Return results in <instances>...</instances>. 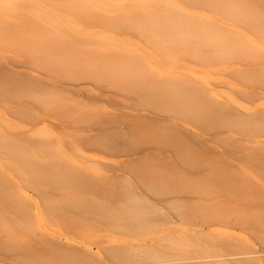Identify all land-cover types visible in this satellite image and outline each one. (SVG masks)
Segmentation results:
<instances>
[{
  "label": "rangeland",
  "instance_id": "1",
  "mask_svg": "<svg viewBox=\"0 0 264 264\" xmlns=\"http://www.w3.org/2000/svg\"><path fill=\"white\" fill-rule=\"evenodd\" d=\"M246 1L258 29L237 19L235 33L168 49L135 29L160 22L164 2L0 0V264L107 262L69 256L100 247L136 264L226 252L264 263V0ZM173 2L191 20L230 22L223 0H168L170 13ZM23 79L47 84L28 96ZM226 199L240 208L224 212ZM214 218L227 227L184 234Z\"/></svg>",
  "mask_w": 264,
  "mask_h": 264
},
{
  "label": "bare ground",
  "instance_id": "2",
  "mask_svg": "<svg viewBox=\"0 0 264 264\" xmlns=\"http://www.w3.org/2000/svg\"><path fill=\"white\" fill-rule=\"evenodd\" d=\"M108 1H112V0H108ZM136 1H139V2H144V1H149V0H136ZM150 1H160V2H164L165 3V6L166 7H164L163 9H159L160 11H161V14H160V16L162 17L161 19H160V22H154L153 20V22H150V23H147V25L145 26V25H135L134 24V22H133V24L135 25V29L136 30H138V31H140V32H144V33H150V35H152L153 36V38L156 40V41H160V42H162L163 43V45H164V47L165 48H168V49H175V48H181V47H184V46H186V45H189V44H192V45H195V44H202L203 42H207V41H205L202 37H200V36H202V35H204V34H216V33H235V31H236V26L235 25H233V24H227V23H232V22H234L235 20H240V24H241V26L242 27H254L255 29H258L261 25H255L254 24V22H251V19L252 18H254L257 14L256 13H258L257 11H256V9L255 8H253V7H251V3L252 2H247L246 0H244L243 2H237V3H235L233 0H223V6H225L226 5V3H227V8L231 11V13H226V14H224V16H223V19H225V20H227V21H230V22H225L226 24H224V23H222V22H220L219 24H216V23H214V25L213 24H206L205 22H203V21H201V19H199V18H196V19H194V20H191L190 19V16L189 15H183L185 12L181 9V8H179L178 6V3L177 2H173L172 3V5H174L175 6V9H174V11L172 12V13H170V11L171 10H169V8H168V0H150ZM249 1V0H248ZM219 2V1H218ZM254 2V1H253ZM159 5V4H158ZM199 5H200V3H199ZM226 7V6H225ZM148 8H150V7H148ZM214 8V7H213ZM150 10H152V8L150 9ZM135 11V10H134ZM84 12V11H83ZM93 13H94V11H93ZM92 13V14H93ZM145 13H147V12H145ZM84 14V13H83ZM91 13H87L86 15H85V17L87 16V15H90ZM96 14V13H95ZM98 14V13H97ZM142 14V13H141ZM140 13L138 14V15H141ZM174 14V15H173ZM77 15V14H76ZM146 15H148V14H146ZM259 15V14H258ZM91 16H93V15H91ZM90 16V17H91ZM123 16V15H122ZM132 16V15H131ZM144 16V15H143ZM101 17H103V16H100L99 18V21L102 19ZM104 18H106L105 16H104ZM127 18H128V16H127ZM204 18V17H203ZM85 19V18H84ZM97 19V18H96ZM113 19V18H112ZM125 19V18H124ZM132 19V18H131ZM87 20V19H86ZM94 20H95V18H94ZM104 20V19H103ZM108 19L106 18V22H107V24L108 25H110L111 23H112V21L113 20H111V19H109L110 21H111V23L109 24V20L107 21ZM117 20H119L118 18H117ZM116 20V24H117V21ZM121 20V19H120ZM149 20H151V18L149 19ZM225 20H221V21H225ZM96 21V20H95ZM95 21H94V23H95ZM99 21H96L97 23L99 22ZM131 21V20H130ZM141 21H142V18H141ZM141 21H139V23H141ZM146 21H147V19H146ZM92 22H93V19H92ZM127 23H128V21H126ZM99 23H101V22H99ZM98 23V24H99ZM104 23H105V21H104ZM119 23V22H118ZM145 23V22H144ZM143 23V24H144ZM106 23H105V25H107ZM129 24V23H128ZM133 24H132V26H133ZM235 24V23H234ZM113 25V24H112ZM119 25V24H118ZM209 25H211V26H209ZM111 26V25H110ZM131 26V25H130ZM263 26V25H262ZM127 27V26H126ZM134 27V26H133ZM132 27V28H133ZM130 30H131V28H130ZM130 30H127V31H130ZM134 30V29H133ZM138 31H136V32H138ZM193 36H197V38H193ZM212 42H213V44L218 48V49H225V48H227V46H235L236 44H237V42H236V39L235 38H230V39H227V40H224V41H221L219 38H212V39H210ZM2 41V40H1ZM60 41V40H59ZM5 43V42H4ZM47 45V44H46ZM227 50V49H226ZM71 51V50H70ZM174 51V50H173ZM176 51V50H175ZM236 51V50H235ZM77 52V51H76ZM89 52H91V51H89ZM106 53V52H105ZM112 53V52H111ZM85 54V53H84ZM116 54V53H115ZM83 55V54H82ZM105 55V54H104ZM99 56V55H98ZM113 56V55H112ZM138 56V55H137ZM65 57V56H64ZM104 57V56H103ZM220 57V56H219ZM12 58V57H11ZM129 58H130V56H129ZM140 59H142V58H140ZM83 60V59H82ZM14 63V62H13ZM26 64H28V63H26ZM136 64V63H135ZM144 64V63H143ZM21 65V64H20ZM24 65V64H23ZM17 66H19V65H17ZM27 67H30L29 66V64L28 65H26ZM32 66H34V65H32ZM3 67H5V66H3ZM32 68V67H31ZM34 68H36V67H34ZM3 69V71H5L4 70V68H2ZM6 69H7V67H6ZM8 70H10V69H8ZM7 70V71H8ZM39 70V69H38ZM41 70V69H40ZM57 70V69H56ZM7 71H6V73H7ZM44 72H45V70H43ZM66 71V70H65ZM14 72V74H17L15 71H13ZM55 72V71H54ZM4 73V72H3ZM8 73H9V71H8ZM10 73H12V71H10ZM46 73H48L49 74V72H47V69H46ZM56 73H60V72H56ZM62 73V72H61ZM2 74V73H1ZM0 74V75H1ZM13 73H12V76L14 75ZM6 75V74H5ZM4 75V76H5ZM19 77H21L20 76V74H17ZM21 75H23V73L21 74ZM25 75V74H24ZM27 75H28V73H27ZM30 75V74H29ZM51 76H52V74H50ZM54 75H56V74H54ZM61 75V74H60ZM59 75V76H60ZM57 76V75H56ZM59 76L57 77V78H59ZM55 77V76H54ZM61 77V76H60ZM67 77V76H66ZM65 77V78H66ZM154 77H157V76H154ZM15 78V77H14ZM22 78H25V77H22ZM159 78V77H158ZM26 79V78H25ZM25 79H23V81L22 82H24V80ZM167 79V78H166ZM166 79L164 80V81H166ZM1 80V79H0ZM21 80V79H20ZM20 80H18L19 82H20ZM34 80V79H33ZM39 80L40 79H38L37 80V82H38V84L40 83V82H42V81H44V80H42L41 79V81L39 82ZM150 80H152V78L150 79ZM149 80V81H150ZM157 80V79H156ZM155 80V81H156ZM160 80H161V78H160ZM6 81H8V80H6ZM5 81V82H6ZM17 81V82H18ZM171 81V80H170ZM154 82V81H153ZM157 82V81H156ZM174 82V81H173ZM11 82H9V84H10ZM14 83V82H13ZM25 83V82H24ZM155 83V82H154ZM170 83V82H169ZM26 84V83H25ZM27 84H29V83H27ZM27 84L24 86V87H26L27 86ZM35 84H36V82H35ZM38 84H36V86L38 85ZM45 84H47V82L45 81L44 82V84L42 83L40 86H41V88H43L42 87V85L44 86ZM156 84V83H155ZM161 84H162V82H161ZM166 84V83H165ZM170 84H172V82L170 83ZM3 85V84H2ZM5 85L6 86H8L7 85V83H5ZM13 85H15V84H13ZM24 85V84H23ZM30 85H32V88L29 86H27L28 88H29V92H27L28 93V96H29V93H31L32 92V89H33V84L32 83H30ZM37 86V88L38 87H40V86ZM157 85H158V83H157ZM163 85V84H162ZM162 85H161V87H162ZM5 86V87H6ZM10 87H13V86H11V84L9 85ZM36 86L34 87V89L33 90H35V89H37L36 88ZM46 86V85H45ZM49 85H47V87H48ZM165 86V85H164ZM172 86V85H171ZM171 86H169V87H171ZM160 87V86H159ZM1 88V87H0ZM20 88H21V86H20ZM27 88V89H28ZM41 88H39L38 90H35L34 92H36V91H39ZM50 88V87H49ZM54 88H56V87H54ZM153 88H155L154 86H153ZM157 88H158V86H157ZM171 88H173V87H171ZM18 89V88H17ZM17 89H15V91L17 92ZM31 89V90H30ZM57 89V88H56ZM61 89V88H60ZM13 90V89H12ZM19 90H22V89H19ZM51 90H52V86H51ZM59 90V89H58ZM57 90V91H58ZM62 90H64V89H62ZM73 90V89H72ZM160 90V89H159ZM161 90H162V88H161ZM169 90V89H168ZM4 91V90H3ZM14 91V92H15ZM27 90L24 88V94H25V92H26ZM31 91V92H30ZM42 91V90H41ZM66 91V90H65ZM88 91V90H87ZM164 91V90H163ZM172 91V90H171ZM175 91V90H174ZM193 91V90H192ZM7 92H8V90H7ZM19 92V91H18ZM22 92V94H23V91H21ZM20 92V93H21ZM51 92V91H50ZM50 92H48V93H50ZM63 92V91H62ZM73 92H74V90H73ZM176 92V91H175ZM19 93V94H20ZM27 93L25 94V95H27ZM33 93V92H32ZM42 93H43V91H42ZM64 93V92H63ZM66 93H68V92H66ZM75 93V92H74ZM74 93H71V94H74ZM81 93V92H80ZM196 93V92H195ZM36 94V93H35ZM38 94V93H37ZM40 94V93H39ZM59 94V93H58ZM90 94V93H89ZM88 94V95H89ZM181 94V93H180ZM179 94V95H180ZM183 94V93H182ZM21 95V94H20ZM42 95V94H41ZM40 95V96H41ZM49 95H52L51 93L49 94ZM91 95V94H90ZM172 95V94H171ZM176 95H177V92H176ZM24 96V95H23ZM28 96H26V97H28ZM33 96V95H32ZM73 96H75L76 97V94H74ZM161 96V95H160ZM173 96H174V94H173ZM178 96V95H177ZM17 97V96H16ZM22 97V96H21ZM34 97V96H33ZM36 97V96H35ZM38 97V96H37ZM78 97V96H77ZM89 97V96H88ZM87 97V98H88ZM170 97V96H169ZM23 98V97H22ZM46 98V97H45ZM72 99H73V97H71ZM171 98H172V96H171ZM170 98V99H171ZM175 98V97H174ZM182 98V97H181ZM24 99V98H23ZM28 98H26V100H27ZM33 99V98H32ZM79 99V98H78ZM14 100L16 101H18V99H16V98H14ZM92 100H94V97H93V99ZM96 100H98V98H96ZM174 100V99H173ZM183 100V99H182ZM49 102V101H48ZM218 102V101H217ZM217 102H216V104H217ZM41 104V103H40ZM179 105V104H178ZM218 105V104H217ZM221 105H223V103L221 104ZM26 106V105H25ZM40 106V105H39ZM224 106V105H223ZM227 106V105H226ZM220 107H222V106H220ZM223 108V107H222ZM228 110L227 108H224V110ZM30 110V109H29ZM230 110H231V108H230ZM230 110H228V112H225L226 114H228L229 113V111ZM35 111V110H34ZM223 112V111H222ZM225 113H224V115H225ZM32 114V113H31ZM230 114V113H229ZM62 116V115H61ZM38 118H40V120H38ZM37 118V120H38V122L39 121H41V118L42 117H38ZM62 118V117H61ZM43 119H45V117L43 118ZM64 119V118H63ZM29 120H31L30 118H29ZM32 120H34V117H33V119ZM36 120V118H35V121H37ZM46 120H48V119H46ZM64 121H66V119H64ZM29 122V121H28ZM31 123H33V122H31ZM37 123V122H36ZM56 124V123H55ZM58 125H60V124H58ZM66 126V125H65ZM17 135H18V133H16ZM0 136H1V133H0ZM25 136V135H24ZM29 136V135H28ZM2 137V136H1ZM23 138V137H22ZM40 138V137H39ZM38 138V139H39ZM47 138V137H46ZM28 139V138H27ZM48 139H49V137H48ZM54 139V138H53ZM29 140V139H28ZM46 140V139H45ZM44 140V141H45ZM51 140V139H50ZM39 141H40V139H39ZM53 141V140H52ZM1 142V141H0ZM3 142V141H2ZM30 142V141H29ZM46 142V141H45ZM45 142H44V144H45ZM69 142V141H68ZM4 143V142H3ZM31 143V142H30ZM50 143H52L51 141H48V144H50ZM1 144V143H0ZM5 144V143H4ZM40 144H41V142H40ZM39 144V145H40ZM53 144H55V143H53ZM71 144V143H70ZM16 145V144H15ZM47 145V144H46ZM38 146V145H37ZM43 146V145H42ZM57 146V145H56ZM2 147H3V145H2ZM26 147V146H25ZM55 147V146H54ZM1 149V148H0ZM4 149V148H3ZM43 149H45V148H43ZM7 152V151H6ZM13 152H15V151H13ZM18 152V151H17ZM77 153V152H76ZM20 154V153H19ZM46 155V154H45ZM33 162H34V160H33ZM54 163H55V161H54ZM31 166V165H30ZM41 166V165H40ZM1 173H0V180H3V182H4V176L3 177H1ZM51 175V174H50ZM7 182V181H6ZM9 184H11V183H9ZM2 185H4L3 183H2ZM16 193V192H15ZM230 196L233 198V199H236V200H240L241 198H242V196L243 195H241L240 193H233V194H230ZM169 197V196H168ZM2 198V197H1ZM5 198H7L6 196H5ZM138 199H140L139 198V196L137 197ZM214 198V197H213ZM217 198V197H216ZM216 198H214V200H216ZM243 198H245V197H243ZM44 200V199H43ZM141 200V199H140ZM218 200V202H216V204H218V203H220V201L219 200H222V201H224V199H220V198H218L217 199ZM142 201V200H141ZM226 202L223 204V205H218L219 207H220V209L221 210H223L224 209V212H226V211H228V212H230L231 211V208H233V209H239L240 208V206L239 205H237V204H235V203H231L232 201H230L229 199H226L225 200ZM148 202V201H147ZM209 202H213L212 200H210ZM32 203H35V202H33L32 201ZM215 203V202H214ZM25 204V203H24ZM36 204V207L38 208V204L37 203H35ZM49 204V203H48ZM51 204V203H50ZM27 205V204H26ZM45 205H46V203H45ZM55 205V204H54ZM53 206V205H52ZM206 207H207V205H205ZM209 206H210V203H209ZM209 206H208V208H209ZM214 206V205H213ZM32 207H33V205H32ZM188 207V206H187ZM2 208V207H1ZM56 208V207H55ZM54 208V209H55ZM193 208V207H192ZM208 208H207V210H208ZM211 208H212V205H211ZM214 208H216V209H219V208H217V207H214ZM29 209V208H28ZM203 209H205V208H203ZM219 209V210H220ZM206 210V211H207ZM212 210V209H211ZM211 210H209V211H207V212H210ZM217 211V213H216V211H214V215H216L217 217H219V218H222L220 215H221V213H223L221 210L220 211ZM17 211V210H16ZM20 211V210H19ZM25 211V210H24ZM28 211V210H27ZM30 211V210H29ZM21 212V211H20ZM31 212V211H30ZM219 212H221L220 214H219ZM32 213V212H31ZM192 213H194V212H192ZM216 213V214H215ZM0 214H2V215H4L5 217H7V216H9L8 214L6 215L5 214V212H1V210H0ZM23 214V213H22ZM210 214V213H209ZM10 215H12V214H10ZM27 215V214H26ZM219 215V216H218ZM23 216V215H22ZM29 216H30V214H29ZM185 216H187V215H185ZM190 216H192V214L190 215ZM28 217V216H27ZM41 217V216H40ZM210 217V216H209ZM215 217V216H214ZM0 218H2V217H0ZM11 218V217H10ZM211 218H213V216L211 217ZM28 219H30V221H32L31 220V218H29L28 217ZM186 219V218H185ZM215 219V220H214ZM213 220H210L208 223H206V224H199V226H191V227H188L187 228V230H186V233L184 232V234H187V235H191V236H194V235H197V234H206L207 232H211V231H216V230H218L219 229V226H223V225H225V226H223V227H227L226 225H227V222L225 221V220H221V219H217L216 220V218H214ZM33 220H35V219H33ZM28 221V220H27ZM172 224H174L175 225V223H177V220H174L173 218H171L170 220H169ZM32 223H34V222H32ZM185 231V230H184ZM209 234V233H208ZM230 235V233H228L227 234V236L228 237H230V241L228 242V241H225V246L226 247H229V248H227L228 250H234V249H236L237 248V244H238V242L235 240V236L234 235H232V236H229ZM232 237H234V238H232ZM231 238L233 239L232 241H231ZM63 250V249H62ZM55 251V250H54ZM79 252V251H78ZM120 250H118V249H116V248H114V249H107L106 247L105 248H102V247H100V249H99V251H98V253H96L95 255L94 254H92V253H89V252H86V251H80L79 253H78V255H69V256H72V257H75V258H84V259H87V257H98L99 259H102V257H106L107 258V262L105 261V262H101V263H96V264H136V262L134 263V262H130L129 261V259L127 260V261H125V262H127V263H125V262H119L118 260H117V256H119V255H121L120 253ZM101 254H103V255H101ZM243 254H249L248 252H226V253H224V254H220V255H216V256H214L213 258V260L212 261H208V260H202L201 258H195V257H187V258H181L180 257V259H175V260H171L170 261V263H168V260H167V264H264V263H261V262H246L244 259H243V257L242 256H244ZM127 256V255H126ZM67 257H68V255H67ZM120 257V256H119ZM166 258H168V257H166ZM171 258V257H170ZM223 258V259H222ZM172 259V258H171ZM131 260V259H130ZM162 260H164L163 258H162ZM226 260H228V261H226ZM132 261V260H131ZM164 261H166V259L164 260ZM163 262V261H162ZM158 263V262H157ZM79 264V263H78ZM81 264V263H80Z\"/></svg>",
  "mask_w": 264,
  "mask_h": 264
}]
</instances>
